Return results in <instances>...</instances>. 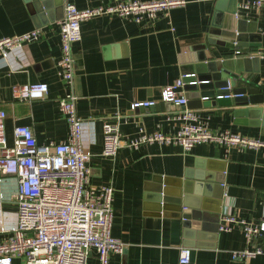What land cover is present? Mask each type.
Segmentation results:
<instances>
[{"label": "crops", "instance_id": "crops-1", "mask_svg": "<svg viewBox=\"0 0 264 264\" xmlns=\"http://www.w3.org/2000/svg\"><path fill=\"white\" fill-rule=\"evenodd\" d=\"M113 1L62 0V6L51 12L54 19L48 20L45 12H40L41 17L32 12L26 0H0V37L33 27L42 30L40 39L23 42L0 54V108L6 111L8 142L16 124L29 125L38 142L67 137V118L58 106V98L66 91L57 66L59 19L67 2L83 9ZM215 2L186 0L184 4L160 10L154 19L140 22L117 14H98L80 22L82 36L72 47L73 90L77 94V113L82 119V143L90 152L86 162L88 185L113 186L111 234L124 244L122 253L109 254L108 264H180V249L184 246L192 251L188 264H264V254L233 259L232 252L244 249L247 244L241 225L230 231L220 230L226 214L254 223L264 220V145L242 147L203 141L186 149L174 141H153L138 147L123 146L114 157L101 154L102 124L106 120L118 117L120 131L129 136L140 134L141 128L147 132L179 129L182 119L177 113L189 107L187 104L161 100L152 106L131 108V103L159 99L164 86L184 73L196 72L193 47L208 34ZM227 14L223 10V16ZM238 18L247 20L245 26L256 27V38L264 42V0L259 8L242 11ZM215 47L232 61L245 55L260 56V70L249 74V78L264 84V45ZM29 81L47 82L48 91L38 98L14 97L11 86ZM180 89L186 94L185 86ZM209 98L215 100V96ZM209 102L212 103L190 107L198 111L202 123L217 132L228 129L264 141L261 119L257 121L250 113L235 116L236 108L260 104L235 100L229 105ZM200 171L211 178L223 172V199L216 196L219 190L215 182L205 180L199 184V179L194 178ZM163 177L181 183L169 185L177 189L183 188V180L190 182L194 200L201 208L198 211L205 215V220L197 221L196 227H187L172 212L167 216L156 214L155 202L150 198L153 186ZM16 192V177L0 174V237L9 234L16 224ZM254 245L264 246V233L251 247ZM14 262L25 264L21 257L14 258ZM86 264H100L94 250L89 252Z\"/></svg>", "mask_w": 264, "mask_h": 264}, {"label": "built area", "instance_id": "built-area-1", "mask_svg": "<svg viewBox=\"0 0 264 264\" xmlns=\"http://www.w3.org/2000/svg\"><path fill=\"white\" fill-rule=\"evenodd\" d=\"M186 0H115L79 9L67 2L59 19L60 56L57 60L61 79L66 91L58 98L59 109L66 115L68 133L64 140L38 142L27 124L13 127V138L8 142L5 131L6 111L0 108V174H12L17 180V219L10 233L0 237V264H15L21 257L25 264H86L91 250L97 253L100 264H108L111 252L122 253L124 244L111 234L113 217L112 199L114 188L102 184L95 188L88 185L89 168L86 165L90 152L82 143V119L77 113V94L73 90L74 56L73 43L81 39L80 22L98 14H117L135 21L154 19L160 10L184 4ZM263 0H239L236 15L242 11L259 8ZM42 30L33 27L21 33L0 37V54L11 48L40 39ZM240 52V50H237ZM184 73L175 82L162 89L161 98L136 100L131 108L152 106L159 101L187 104ZM16 98H38L48 91L45 81L15 83L11 86ZM223 95H218V97ZM182 119L176 132H147L129 136L119 129L118 117L102 124L101 154L114 157L123 147H138L142 143L162 141L178 142L186 149L203 141L227 145L259 147L264 141L233 133L230 130L214 131L200 121L195 108L185 107L177 113ZM241 225L246 235V247L232 252L233 259L249 258L264 254V246L254 245L264 233V220L260 223L239 219L226 214L220 222V230L230 231ZM191 248L180 249V264L191 261Z\"/></svg>", "mask_w": 264, "mask_h": 264}, {"label": "water", "instance_id": "water-1", "mask_svg": "<svg viewBox=\"0 0 264 264\" xmlns=\"http://www.w3.org/2000/svg\"><path fill=\"white\" fill-rule=\"evenodd\" d=\"M26 1L29 3L32 12L38 14L39 17L42 16L40 12H45L48 15V20L54 19L51 12H55L57 7L62 6V0ZM223 10L228 12L226 17L223 16ZM237 10L238 0H216L208 34L200 44L193 47L196 50L193 56L196 74L186 76L185 80L196 79L200 82L199 84L186 83L187 106L210 105L212 102L209 101H213V104L218 102L220 105H229L232 104L233 100L239 103L260 104V106L251 108H236L235 116L237 118L239 115L250 113L257 118V121L261 119V123L264 125V84L254 78H249V74L260 70V56L245 55L232 61L222 56L225 54L224 51L215 47V45L233 48L264 45L263 41L256 38L257 28L245 26L247 20L238 18ZM220 94L223 96L218 97ZM210 96H215V100H211ZM187 177H192V175H187ZM194 178L199 179V184L205 180L215 182L214 186L219 190L216 196L223 199L224 179L222 171L213 178L206 177L205 173L200 171L194 175ZM189 183V181L183 180V188L177 189L169 187V185L179 186L181 183H173L172 179L167 177L159 179L152 188L154 190L153 198H150L155 202L156 214L167 216L168 212H172L170 214L182 218L187 227L195 226L198 224L197 221L205 220V215L198 211L201 208L197 206L194 200ZM206 185L207 187L211 186V184Z\"/></svg>", "mask_w": 264, "mask_h": 264}]
</instances>
